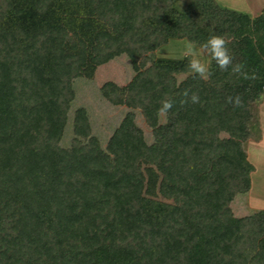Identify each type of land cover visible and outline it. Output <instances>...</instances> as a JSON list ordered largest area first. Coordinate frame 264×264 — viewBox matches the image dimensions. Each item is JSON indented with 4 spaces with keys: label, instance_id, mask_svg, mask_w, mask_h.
<instances>
[{
    "label": "trees",
    "instance_id": "obj_1",
    "mask_svg": "<svg viewBox=\"0 0 264 264\" xmlns=\"http://www.w3.org/2000/svg\"><path fill=\"white\" fill-rule=\"evenodd\" d=\"M89 1L108 26L91 52L78 32L39 23L53 0H0V264H264V209L237 217L231 207L255 169L244 142L264 95V13L191 0L173 24L147 25L174 0ZM213 34L228 40L233 60L220 69L209 56L207 79L186 56L154 54L171 37L200 46ZM122 54L134 76L107 81L102 93L130 110L103 147L87 112H72L73 81L91 61ZM144 163L171 202L143 194Z\"/></svg>",
    "mask_w": 264,
    "mask_h": 264
},
{
    "label": "rangeland",
    "instance_id": "obj_2",
    "mask_svg": "<svg viewBox=\"0 0 264 264\" xmlns=\"http://www.w3.org/2000/svg\"><path fill=\"white\" fill-rule=\"evenodd\" d=\"M189 2L190 0H174L173 6L170 8L172 11H168L156 24L162 22L167 25L173 24ZM216 2L227 8L253 9V12L257 14L264 11V0H216ZM73 14H84L77 16L83 19L86 17L85 14L89 13L68 10L67 15L73 16ZM188 43L192 42L185 38L171 37L169 42L158 48L154 54L158 57L181 58L185 56ZM200 50L203 54L204 50L202 48ZM203 59L209 64V55H203ZM89 64V70L84 69L82 75L74 80L75 96L71 103V109L74 112L76 109L83 108L87 112L92 134L105 147L130 108L111 103L103 95L102 86L107 81L125 85L132 79L135 71L127 55L115 58L100 66L92 61ZM254 111L256 123L252 127L251 136L244 142V147L255 169L251 173V188L246 192L238 193L231 202L233 213L237 217L247 216L264 209V95L254 103ZM134 112L135 122L144 131L148 142H152V130L147 125L141 111L135 109ZM67 131H72L71 123ZM142 169L145 175L143 194L159 201L171 202L164 198L160 192L162 176L156 167L153 164L144 163ZM205 175V171H198L197 183L202 181Z\"/></svg>",
    "mask_w": 264,
    "mask_h": 264
},
{
    "label": "crops",
    "instance_id": "obj_3",
    "mask_svg": "<svg viewBox=\"0 0 264 264\" xmlns=\"http://www.w3.org/2000/svg\"><path fill=\"white\" fill-rule=\"evenodd\" d=\"M17 1H19V0H17ZM25 1H30V0H25ZM190 2H191V0H190ZM229 8L235 9L238 11H242V12H247L252 17L258 16V15L264 13V11H262V12L257 14V13L253 12L254 11L253 9L248 10L247 8H245V10H243L242 8H239V9L232 8V7H229ZM68 10H71L73 12L78 11L81 13H89V14H85L86 17L81 19V17H77V16L78 15H84V14H78V15L73 14V16H70V15H67ZM168 11H172V9H170ZM166 13L164 15H166ZM159 20L160 19H156V20L155 19H148L145 21V24H147V25H159V24H156V22H158ZM40 22H44V23H42L43 27L50 24V23H61L64 26H66L69 31L78 32L79 35L83 36V38L85 37V39H87V40L89 39L87 42L88 52H91L92 46L94 45V42H95L96 34L101 29H108V26L101 19H99L97 14H95L91 10V4H90L89 0H53L47 14L40 16L39 23ZM85 22H88L90 24L88 29H85L83 27V24ZM87 34H88V38H87ZM124 55H127V54H122L120 56H124ZM120 56H116L111 60H114L115 58H118ZM91 57H89V60H92ZM104 64H106V63H104ZM73 86H74V81H73Z\"/></svg>",
    "mask_w": 264,
    "mask_h": 264
},
{
    "label": "clouds",
    "instance_id": "obj_4",
    "mask_svg": "<svg viewBox=\"0 0 264 264\" xmlns=\"http://www.w3.org/2000/svg\"><path fill=\"white\" fill-rule=\"evenodd\" d=\"M228 43V40H226L223 35L215 34L210 35L199 47L194 43H188L185 56L188 58L187 66L189 70L201 79H207L210 68L209 64L203 59V55H209L211 60H213L220 69H227L229 65L232 64L233 60ZM201 48L204 50L203 54L201 53ZM233 71L241 72L242 65H235ZM242 74L245 79L254 78V76L250 77L247 72H243ZM185 95L187 96V92H185ZM229 99L232 100V98ZM190 101L192 103H198L199 96L193 93L190 97ZM232 102L236 106H240L242 103L239 96H236L235 100ZM172 107L173 101L170 99L165 100L159 112L162 114L167 113Z\"/></svg>",
    "mask_w": 264,
    "mask_h": 264
}]
</instances>
